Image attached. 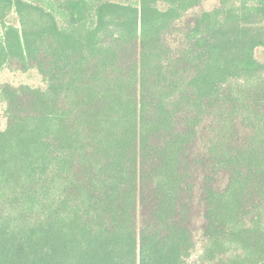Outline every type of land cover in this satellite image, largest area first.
Segmentation results:
<instances>
[{
	"label": "trees",
	"instance_id": "16d2710c",
	"mask_svg": "<svg viewBox=\"0 0 264 264\" xmlns=\"http://www.w3.org/2000/svg\"><path fill=\"white\" fill-rule=\"evenodd\" d=\"M207 1L0 0V264H187L196 212L264 264V0Z\"/></svg>",
	"mask_w": 264,
	"mask_h": 264
},
{
	"label": "rangeland",
	"instance_id": "374dc122",
	"mask_svg": "<svg viewBox=\"0 0 264 264\" xmlns=\"http://www.w3.org/2000/svg\"><path fill=\"white\" fill-rule=\"evenodd\" d=\"M217 0H208L204 7L205 8H212L216 4ZM6 20L8 24H16L19 25L18 16L15 12H10ZM3 33V26L0 23V35ZM258 56L263 58L264 52L259 51ZM11 82L14 84L20 83H29L33 85H39L41 83V77L37 74L36 71H28V72H15L6 70L0 73V82ZM6 126V119L4 117L3 106L0 104V129H4ZM191 227L193 229L196 245L192 250L191 255L187 258V264H208L202 259L203 253V238L201 235V217L195 214V217L192 221Z\"/></svg>",
	"mask_w": 264,
	"mask_h": 264
}]
</instances>
